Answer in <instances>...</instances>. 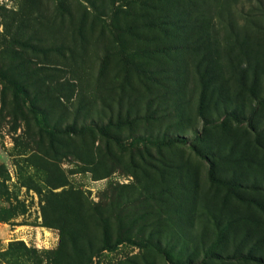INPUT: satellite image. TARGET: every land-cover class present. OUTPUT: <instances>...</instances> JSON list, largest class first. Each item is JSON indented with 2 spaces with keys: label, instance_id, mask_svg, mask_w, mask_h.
I'll return each instance as SVG.
<instances>
[{
  "label": "rangeland",
  "instance_id": "obj_1",
  "mask_svg": "<svg viewBox=\"0 0 264 264\" xmlns=\"http://www.w3.org/2000/svg\"><path fill=\"white\" fill-rule=\"evenodd\" d=\"M263 95L264 0H0V264H255Z\"/></svg>",
  "mask_w": 264,
  "mask_h": 264
},
{
  "label": "trees",
  "instance_id": "obj_2",
  "mask_svg": "<svg viewBox=\"0 0 264 264\" xmlns=\"http://www.w3.org/2000/svg\"><path fill=\"white\" fill-rule=\"evenodd\" d=\"M235 41L236 43L238 44V46L243 50V54L245 55L246 57V60L247 61H250L251 57L253 56V52L249 49L246 50V48H242L244 43L243 42H240L239 39H237V34H235ZM246 50V51H245ZM246 66L244 67V70H246ZM240 69H243L242 67H240ZM243 70V71H244ZM239 79L242 80V72L240 73L239 75ZM8 82H10L14 87H15V90H16V93L19 94L20 98L26 102L28 101V91L27 89H25L21 84L17 83L16 81H13V80H10L8 79ZM256 104L259 105V106H264V95L257 98L256 99ZM29 108L32 110V111H35V108L33 105H30ZM229 116L231 118H233L235 121L237 122H241L243 120V118H240V117H237V115L234 113V112H230L229 113ZM37 123H41L40 122V118L38 117V115L36 114V117H35ZM66 130H73V129H70V127H65ZM134 141L136 143H139V142H146V139L142 138V137H135L134 138ZM166 143H174V142H182V143H185L186 140L181 138V137H169L168 139H166V141H164ZM208 179L211 181V182H214V183H217V184H221V185H226L228 186L230 189H233L234 187L237 186L236 183H234L233 181H230V180H226V179H223L221 177H219L215 171L213 170V168L211 167L209 172H208ZM127 243L129 244H132V245H136V246H140V247H146L149 245V243L145 240H142V241H136L134 239H131V238H128L126 239ZM122 242V239L120 238H117V240L115 241L114 244H107L105 245V248L107 249H114L119 243ZM218 258H221V259H241V260H244V261H249V262H252V263H255V264H264V257L262 256H259V255H254V254H251V253H239V254H234V255H225V257L223 256H218Z\"/></svg>",
  "mask_w": 264,
  "mask_h": 264
}]
</instances>
